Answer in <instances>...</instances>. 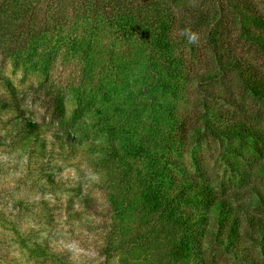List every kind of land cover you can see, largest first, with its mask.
Returning a JSON list of instances; mask_svg holds the SVG:
<instances>
[{
    "label": "trees",
    "instance_id": "16d2710c",
    "mask_svg": "<svg viewBox=\"0 0 264 264\" xmlns=\"http://www.w3.org/2000/svg\"><path fill=\"white\" fill-rule=\"evenodd\" d=\"M241 1L246 13L239 10L235 18L240 34L264 54V16L251 0ZM169 2L174 8L182 4L0 0V42L9 40L16 64L43 77L53 111L64 116L70 106L73 117L84 122L90 117V136L63 130L48 140L44 130L50 126L32 120L21 106L0 101V149L13 148L21 164L26 159L24 185L42 174L38 180L48 190L56 188L44 172L50 168H45L48 157L55 155L52 145L61 158L77 157L71 151L84 159L98 176L96 186L109 213L102 227L103 264H210L216 248L239 264H264V217L236 207L188 170L197 162L193 146L202 135L225 139L238 157L250 149L259 159L264 158V132L234 117L209 114L206 100L198 97L192 104L205 110L198 125L191 124L190 84L212 81L217 74L192 77L183 48L199 17L189 16L187 3L178 15ZM214 59L221 72L233 73L264 103V76L249 61L219 53ZM57 60L77 65L61 86L51 79ZM209 98L235 104L222 94ZM188 154L190 161L183 158ZM237 159L227 160L231 169L242 168ZM257 163L264 175V159ZM256 195L249 202L264 203V196ZM81 199L88 204V196ZM9 230L31 264H70L49 246V237L15 226Z\"/></svg>",
    "mask_w": 264,
    "mask_h": 264
},
{
    "label": "rangeland",
    "instance_id": "374dc122",
    "mask_svg": "<svg viewBox=\"0 0 264 264\" xmlns=\"http://www.w3.org/2000/svg\"><path fill=\"white\" fill-rule=\"evenodd\" d=\"M172 1V0H170ZM178 8H172L178 15L184 12L188 4L189 16L199 17L196 28L190 33L195 40L186 39L183 53L188 58L191 75L194 78L205 74H217L209 82H192L189 119L198 125L197 117L205 108L194 102L196 97L206 100L209 114L220 113L222 117H234L236 120L256 125L264 132V103L246 91L233 73L221 72L214 57L237 55L249 61L264 76V54L240 34L236 21L237 11L242 10L241 0H181ZM264 16V0H251ZM187 3V4H185ZM5 37L0 42V101L24 108L28 116L39 124L50 126L44 130L48 140H54L53 134L68 130L79 137H88L87 126L90 117H73L70 112L64 116L52 110L49 92L42 87V76L37 70L16 64L14 47H8ZM13 45V44H12ZM57 60L51 79L58 85L65 83L75 72V63L59 64ZM196 74V76H195ZM54 85V83H53ZM222 94L235 104L224 100L211 99L209 96ZM217 98V97H215ZM202 109V110H201ZM86 125V126H85ZM90 136V135H89ZM11 146V145H10ZM53 156H49L45 168L53 177L56 188L50 190L38 180L42 174L28 185H24L25 164L17 160L13 148L0 149V264H31L28 255L19 252L9 230L15 226L26 234L30 231L42 238L49 237V246L67 257L70 264H103L100 254L103 246L102 227L108 217L104 193L96 186L98 176L85 164L84 159L69 151L61 158L57 155V145H52ZM54 148V149H53ZM250 150V149H249ZM249 150L242 157L231 154L228 142L223 139L202 135L193 146L196 163L188 169L192 175H201L200 180L219 195H224L236 207L264 217V203L258 205L249 202L256 191L264 196V175L258 173V160ZM189 154L183 158L190 161ZM241 169H231L227 160L239 163ZM194 164L196 167H194ZM200 172H196V171ZM82 196H88V204ZM92 228V229H91ZM216 248L212 251L210 264H239L236 260Z\"/></svg>",
    "mask_w": 264,
    "mask_h": 264
},
{
    "label": "clouds",
    "instance_id": "9594fccd",
    "mask_svg": "<svg viewBox=\"0 0 264 264\" xmlns=\"http://www.w3.org/2000/svg\"><path fill=\"white\" fill-rule=\"evenodd\" d=\"M190 41H194L195 40V34H192L190 37H189Z\"/></svg>",
    "mask_w": 264,
    "mask_h": 264
}]
</instances>
